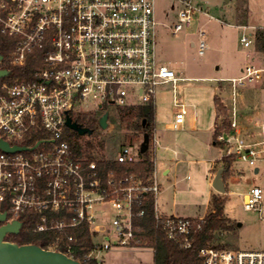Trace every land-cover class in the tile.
I'll return each instance as SVG.
<instances>
[{
	"label": "built area",
	"instance_id": "2783aa9c",
	"mask_svg": "<svg viewBox=\"0 0 264 264\" xmlns=\"http://www.w3.org/2000/svg\"><path fill=\"white\" fill-rule=\"evenodd\" d=\"M174 1V34L190 29L200 15L210 17L205 1ZM157 26L155 0H0V70L8 72L0 78V141L26 148H0V212L7 213L6 222L20 221L21 231L55 234L43 249L73 258L69 231L83 225L93 244L84 262L102 264L99 254L113 248H153L134 223L135 215H146L147 194L155 200V228L180 248H192L194 221L158 210L161 186L155 175L145 180L139 173L106 170L98 158L77 155L66 125L67 116L76 122L91 107H107L109 126L111 106L153 105L157 115L158 90L172 86L174 121L169 128L182 129L188 106L178 97L177 86L186 79L158 60ZM240 28L241 44L253 46L256 29ZM204 36L201 30L200 56L207 50ZM27 67L33 68L30 76H21ZM263 75L264 66L247 64L239 77L220 80L232 85V107L225 104L229 132L219 139L228 154L251 166L264 153L253 146L264 141L251 146L243 139L237 102L241 88ZM110 159L136 163L141 144H123ZM263 201V189L253 186L243 206L261 211ZM199 255L201 264H264V251L209 245Z\"/></svg>",
	"mask_w": 264,
	"mask_h": 264
},
{
	"label": "rangeland",
	"instance_id": "374dc122",
	"mask_svg": "<svg viewBox=\"0 0 264 264\" xmlns=\"http://www.w3.org/2000/svg\"><path fill=\"white\" fill-rule=\"evenodd\" d=\"M195 1L207 2L211 18L200 15L190 29L174 34L172 28L177 21V4L174 0H155L158 60L176 69L186 79L178 83L177 93L188 106V113L183 129H167L168 123L174 121L173 88H160L156 95V130L153 139L150 138L148 149L155 161V178L161 186L158 202L168 215L193 219L203 218L210 211L211 193L220 194L209 183L211 162L208 159H220L227 148V145H224L225 148L215 146L212 136L218 120V125H223L222 133L229 131V114L224 104H228L230 109L232 107L231 83L209 79L239 77L247 64L264 66V50L260 45L255 42L253 46L245 48L240 42L243 30L239 26L246 24L248 0ZM256 1L263 6L258 8L263 15L258 24L264 26V1ZM201 30L205 32L203 39L207 43L203 56L198 53ZM258 30H264V27ZM216 86L227 92V100L220 96L221 92L216 95L225 109L218 119L213 93ZM105 108L91 107L90 111L81 112L78 116L86 123L91 122L93 116L102 114ZM108 110L109 128L103 130L98 120L94 133L80 136L79 141L95 156L115 158L123 144L140 146L143 134L137 135L125 127L119 128L114 123L118 108L111 106ZM237 110L246 143L253 146L264 141V75L261 81L248 83L241 88ZM193 124L195 130L192 129ZM126 135L134 136L133 142L125 143ZM253 148L258 152L264 150V143ZM166 168L170 169L168 175L163 174ZM221 168L225 167L220 160L215 166L214 177ZM256 169L259 171L256 172ZM224 183L226 193L220 195L227 200L224 214L229 219L230 229L218 232L217 240L210 245L264 251V201L261 211L246 210L243 206L244 195L253 186L261 187L264 191V153L259 152L255 166L237 158ZM99 259L102 264H155V250L150 247L113 248L101 252Z\"/></svg>",
	"mask_w": 264,
	"mask_h": 264
},
{
	"label": "trees",
	"instance_id": "16d2710c",
	"mask_svg": "<svg viewBox=\"0 0 264 264\" xmlns=\"http://www.w3.org/2000/svg\"><path fill=\"white\" fill-rule=\"evenodd\" d=\"M241 9V7H240ZM255 42H257L261 49L264 50V30H258L255 34ZM26 74L21 76H30L31 69ZM14 76V72L12 74ZM215 105L217 112L222 114L225 109L221 105L219 99L215 98ZM80 115V114H78ZM76 116L75 121L84 127L90 128L93 131L98 125L100 115H94L92 121L84 122L80 116ZM146 120V125H143V121ZM156 120V110L153 105L147 106H133L129 108L119 109L114 123L118 124L119 128H127L132 130L135 134L148 133L150 138L153 139V126ZM223 125H216L214 130V144L217 147L223 148L225 142L221 141L219 137L224 134ZM229 132V131H228ZM227 132V133H228ZM94 133V132H93ZM69 137L71 139L73 150L77 155L87 156L89 158H98L100 164L106 170H116L117 172H135L139 173L145 180L154 176L155 173V161L150 151L141 153V160L133 164H118L105 155L95 156L90 152L88 148H84L80 144V135L75 131L68 130ZM135 137L125 136V143L133 142ZM225 148V147H224ZM237 159L235 154L223 155L221 161L224 163L223 180H227L230 171L232 169L233 162ZM153 194H147L143 208L146 211V215L139 217L135 215L134 223L136 226L143 228L142 235L149 241V245L155 249V264H201V257L199 250L203 247L213 244L217 240V233L220 231H226L230 229L229 219L225 217L224 208L227 200L220 194H212L209 209L210 211L203 218H191L195 223V229L193 233V246L188 250H184L179 245L169 239L158 229L155 228L154 222V202ZM2 208H0L1 210ZM70 234L74 236V255L73 258L82 264H96L95 261L90 260L84 262L85 254H87L92 247V239L89 229L86 225L71 229ZM55 237L53 233L47 234H33L28 232L27 229L21 231L19 235H9L7 240L15 242L19 245L34 244L42 248H46L49 241Z\"/></svg>",
	"mask_w": 264,
	"mask_h": 264
},
{
	"label": "water",
	"instance_id": "95a60500",
	"mask_svg": "<svg viewBox=\"0 0 264 264\" xmlns=\"http://www.w3.org/2000/svg\"><path fill=\"white\" fill-rule=\"evenodd\" d=\"M2 56H0V60ZM8 75L7 71L0 70V78ZM219 94V92H218ZM220 122V120H219ZM66 125L72 131H75L80 136L92 135L93 130L74 122L70 116H67ZM99 125L103 130L109 128V113H104L99 119ZM146 125V120L143 121ZM150 135L143 134L141 143V153L144 154L149 149ZM0 148L7 152L18 150H26L25 147H10L8 143L0 141ZM228 153V148L225 149L223 155ZM225 169L221 168L216 173L212 186L217 193L225 194L226 186L223 180ZM258 172V169H256ZM7 213L0 212V264H81L79 261L67 256L62 252L45 250L34 244L19 245L15 242H10L6 238L9 235H19L22 229L20 221L6 222Z\"/></svg>",
	"mask_w": 264,
	"mask_h": 264
},
{
	"label": "crops",
	"instance_id": "0c3cea01",
	"mask_svg": "<svg viewBox=\"0 0 264 264\" xmlns=\"http://www.w3.org/2000/svg\"><path fill=\"white\" fill-rule=\"evenodd\" d=\"M264 1V0H263ZM261 3H260V1L259 2H257L256 0H248V2H247V6H248V16L246 17V24L245 25H248V26H252V27H254L255 29H257V28H261V27H264V26H261V25H259L258 23H259V21H260V18H261V16H263L262 14H260L259 12H258V8H261V7H263L262 5H260ZM243 25V24H242ZM241 25V26H242ZM240 27V26H239ZM221 79H224V78H211V79H209V80H211V81H219L220 82V80ZM220 86H216L215 88H214V90H213V93H214V103H215V98H216V95H218V92H221L222 93V95L220 94V96H223L224 97V90L222 91V90H220V88H219ZM225 105V104H224ZM215 109H216V105H215ZM216 114H217V119H218V115H219V113L217 112V109H216ZM194 120H195V118H194ZM217 124H219V120L216 122V125ZM216 125H215V127H216ZM169 126H170V123H168V125H167V129H169V130H172V129H170L169 128ZM184 128V126L182 127V129ZM192 129L193 130H195L196 129V127H195V125L193 124V127H192ZM215 130V129H214ZM213 136H214V131H213ZM213 136H212V139H213ZM213 144H214V140H213ZM215 145V144H214ZM155 156V155H154ZM222 156H223V154H222ZM222 156H221V158H222ZM221 158L220 159H217V160H215V159H208L211 163H210V165H211V167H210V169H209V171H208V178H209V183L211 184L212 182H213V179H214V170H215V166L218 164V162L221 160ZM156 171V170H155ZM258 171H259V169H258ZM170 173V169H165L164 171H163V174L164 175H168ZM154 175H155V173H154ZM212 194L213 193H211V196H212ZM211 196H210V199H211ZM158 199H159V197L157 198V201H156V203H157V208H158V210L160 211V212H162V213H164V214H167L166 212H165V210L163 209V207L161 206V204L158 202ZM210 199H209V202H210ZM209 207V206H208ZM174 215V214H173Z\"/></svg>",
	"mask_w": 264,
	"mask_h": 264
},
{
	"label": "flooded vegetation",
	"instance_id": "af4514ba",
	"mask_svg": "<svg viewBox=\"0 0 264 264\" xmlns=\"http://www.w3.org/2000/svg\"><path fill=\"white\" fill-rule=\"evenodd\" d=\"M104 113H105V112H103L102 114H100L99 119H100V117H101ZM94 131H95V130H94ZM94 131H93V132H94Z\"/></svg>",
	"mask_w": 264,
	"mask_h": 264
}]
</instances>
